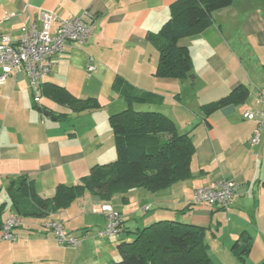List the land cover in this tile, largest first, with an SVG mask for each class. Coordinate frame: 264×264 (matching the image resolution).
<instances>
[{"label": "crops", "instance_id": "0c3cea01", "mask_svg": "<svg viewBox=\"0 0 264 264\" xmlns=\"http://www.w3.org/2000/svg\"><path fill=\"white\" fill-rule=\"evenodd\" d=\"M176 1L0 0V39L9 36L17 41L24 26L41 29L46 12L54 18L53 33L62 18L82 17L94 25L85 44L69 42L63 54L53 57L52 73L43 83L63 86L78 98H96L101 104L99 109L74 113L44 93L35 102L22 68L0 85L2 218L22 219L14 240L0 239V264H110L121 259L118 246L132 241L133 231L160 220L205 227L216 264H241L234 248L238 241L244 243L243 234L251 244L245 263L264 261V126L252 144L259 120L243 117L244 112L260 108L264 90V0H234L213 13L210 26L182 38L179 45L189 50L194 77L181 80L155 76L159 52L150 40L170 18ZM91 63L95 70L88 72ZM119 77L122 85L149 93L148 101L129 104L113 89ZM239 86L249 91L244 103L205 113V104ZM101 93L108 99L103 100ZM124 105L163 113L180 134L191 136L192 176L158 192L134 188L106 200L123 217L121 233L113 237L99 236L108 218L93 208L104 200L89 192L49 216L19 215L15 202L28 182L34 183L41 198H51L58 186L78 184L94 167L117 159L109 117L123 111ZM223 178L237 183L228 209L193 203L196 189ZM50 220L63 222L81 239L80 246L59 244L46 226Z\"/></svg>", "mask_w": 264, "mask_h": 264}, {"label": "trees", "instance_id": "16d2710c", "mask_svg": "<svg viewBox=\"0 0 264 264\" xmlns=\"http://www.w3.org/2000/svg\"><path fill=\"white\" fill-rule=\"evenodd\" d=\"M233 2L234 0L174 2L170 18L156 35L150 37L159 52L155 76L179 80L194 77L189 50L180 46L179 41L210 26L213 23V13L231 6ZM123 83V80L116 78L113 89L129 104L133 101H148L149 93L139 91L127 83L122 85ZM42 93L67 106L74 113L101 107L98 99L78 98L65 87L53 83H43ZM248 95V89L239 86L227 96L205 104L203 108L206 114H211L223 106L244 103ZM109 123L114 134L117 159L94 167L78 184L58 186L51 198H41L34 183L28 182L22 196L15 202L19 215L27 216L32 213L49 216L68 208L87 192L103 200H110L116 194L125 195L134 188L158 192L192 176L191 163L195 145L189 134L179 133L176 123L167 115L155 111H136L128 107L112 114ZM123 198L127 199L126 196ZM193 203L207 204L196 203L194 196ZM3 213L4 208L0 205V231L5 222ZM206 232L205 227L190 223L156 221L133 231L135 236L132 241L121 242L118 246L121 259L110 264H216L209 253ZM242 237L244 243L239 244L238 241L234 249L241 264H246L245 260L251 249L250 237L246 234ZM260 264H264V261Z\"/></svg>", "mask_w": 264, "mask_h": 264}, {"label": "built area", "instance_id": "2783aa9c", "mask_svg": "<svg viewBox=\"0 0 264 264\" xmlns=\"http://www.w3.org/2000/svg\"><path fill=\"white\" fill-rule=\"evenodd\" d=\"M53 16L50 13L43 14V26L37 29L34 25L22 27V33L17 41H12L9 36L0 39V85H3L14 73L16 68H22L30 81L34 93L35 102H39L42 96L43 79L51 75L53 57L65 52L69 42L85 44L94 31V25L84 21L82 17L62 18L55 33L52 32ZM95 70L94 64L88 66V72ZM260 108L256 111H246L245 119H258V128L252 137V143L259 140V133L264 125V90L259 96ZM1 178V169H0ZM237 192V183L234 179L223 178L215 183L198 188L194 193L196 203H207L222 208H229ZM108 218V225L100 231L101 237H112L121 232L123 218L110 203L101 207ZM22 219L18 215H11L4 222L0 239L14 240V230L20 227ZM55 236V240L62 245L78 248L81 239L70 234L64 223L50 220L46 224Z\"/></svg>", "mask_w": 264, "mask_h": 264}, {"label": "rangeland", "instance_id": "374dc122", "mask_svg": "<svg viewBox=\"0 0 264 264\" xmlns=\"http://www.w3.org/2000/svg\"><path fill=\"white\" fill-rule=\"evenodd\" d=\"M121 80H123V78L122 77H119ZM95 91H97V90H95ZM94 91V92H95ZM101 97L103 98V100H107L108 99V96L106 95V94H104V93H101ZM124 107H126L127 108V106L126 105H124ZM126 108H124V109H126ZM116 111V110H115ZM105 203H110V204H112L111 202H109V201H106V200H104V201H102L101 203H99L98 205H96V206H94V208H93V212H96V213H102V214H105L106 215V213L105 212H102L101 211V207H102V205L103 204H105ZM113 206V205H112ZM107 216V215H106ZM24 223H26V222H24ZM102 231V230H101ZM100 233V232H99ZM100 236V235H99ZM101 237V236H100ZM3 240H7V239H3ZM4 248V247H3Z\"/></svg>", "mask_w": 264, "mask_h": 264}]
</instances>
